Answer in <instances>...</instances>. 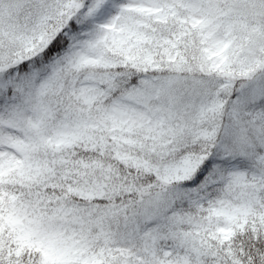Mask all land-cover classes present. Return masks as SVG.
Returning <instances> with one entry per match:
<instances>
[{
	"label": "snow or ice",
	"instance_id": "obj_1",
	"mask_svg": "<svg viewBox=\"0 0 264 264\" xmlns=\"http://www.w3.org/2000/svg\"><path fill=\"white\" fill-rule=\"evenodd\" d=\"M0 264H264V0H0Z\"/></svg>",
	"mask_w": 264,
	"mask_h": 264
}]
</instances>
